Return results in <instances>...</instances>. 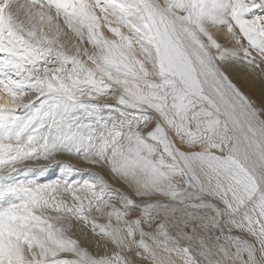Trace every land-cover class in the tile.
I'll list each match as a JSON object with an SVG mask.
<instances>
[{
  "label": "snow or ice",
  "instance_id": "1",
  "mask_svg": "<svg viewBox=\"0 0 264 264\" xmlns=\"http://www.w3.org/2000/svg\"><path fill=\"white\" fill-rule=\"evenodd\" d=\"M259 13L264 0H0V180L67 154L140 198L69 179L82 170L63 160L50 182L0 184V264H264V99L225 67L264 74ZM61 19L94 50L64 51ZM70 218L111 251L67 235Z\"/></svg>",
  "mask_w": 264,
  "mask_h": 264
},
{
  "label": "rangeland",
  "instance_id": "2",
  "mask_svg": "<svg viewBox=\"0 0 264 264\" xmlns=\"http://www.w3.org/2000/svg\"><path fill=\"white\" fill-rule=\"evenodd\" d=\"M16 2L19 3H24L25 0H16ZM99 15V12H98ZM21 19H23V17H21ZM54 23H57V21H54ZM58 23L60 24V28H61V33L60 36L58 37V41L59 44L61 46H63V50L64 51H71V52H75V49L77 46L83 48H86L87 46L85 45V40H87L86 36L84 38V42L81 43V39L80 37H78L71 29H69L67 27V25H65L62 21V19L60 21H58ZM102 23V27H101V32L103 33V35H105L107 38L109 39H114L115 37L113 36V34L108 30V28L106 26L103 25V20L101 21ZM86 32V29L84 30ZM122 31H126L124 29H122ZM86 46V47H85ZM89 51H93V47L91 45V48L87 47ZM81 59H86V57H84L83 55H81ZM41 99H43L41 97ZM101 102H108V103H112L115 104L116 103V98L114 96H108V97H101L99 98ZM37 104H39V101L36 102ZM24 111L26 110H18V115H23ZM153 126H151L149 128V130L152 128ZM173 138L174 134H173ZM176 144L178 145V147H180V142L178 140H176ZM66 157L72 159H80L77 158L75 156H69L67 154H57L55 161H60L63 160L65 163L67 164H72V162L67 159ZM82 160V164L75 166V168L77 169H81L82 171L80 172H76V173H72L69 176V179H75V180H84V179H91V174L96 173L99 174L100 176H103L104 179L107 181L109 187L114 190V191H119V189L117 188L116 185V180L111 176V171L108 168L107 165H94V164H89L86 161ZM39 161H45V160H25L23 163L21 164H17L16 165V169L17 171L12 172L11 175L8 177V179L6 180H0V184H16L19 182H27L29 180H35L37 183H47L50 182L53 179H56L59 177V168L56 167V162L52 161V160H48L46 161L47 164H30V162H39ZM43 165H48L50 171L44 172V173H40L39 171H29V172H24L23 169L25 168H30V169H34L37 170L39 169L41 166ZM51 169H55V174L52 173ZM37 174L39 175V177H37ZM67 202L69 204L72 203L71 198L69 197ZM113 204H115L117 207L120 206V201L119 200H113L111 201ZM49 215H56V213H48ZM91 214L95 215L96 218V222L99 223L102 220V214L101 213H97L95 210H93V212ZM89 214V215H91ZM137 215H139V213H132L131 216L129 218H135ZM104 220L103 223H108L107 217L103 216ZM75 218H70L69 220L65 221L64 226L67 228V232L66 234L69 235L72 239H74V220ZM113 224H115V220L113 219L112 221ZM80 243V242H79ZM62 256H68L71 257V255L69 254H63ZM134 256V254H133ZM148 264L147 261H140L137 260V264Z\"/></svg>",
  "mask_w": 264,
  "mask_h": 264
},
{
  "label": "bare ground",
  "instance_id": "3",
  "mask_svg": "<svg viewBox=\"0 0 264 264\" xmlns=\"http://www.w3.org/2000/svg\"><path fill=\"white\" fill-rule=\"evenodd\" d=\"M259 14L264 15V13H259ZM217 38L225 47H234L233 44L229 43V37L226 34V30H224L223 34H217ZM85 45L91 48V45L87 43V40H85ZM225 67L227 68L228 75L232 79L233 83H235L236 86L242 92L245 93V95L249 96L250 98L255 100L258 104H260L261 100L264 99V74H261L259 70H256V72L248 71L246 68H243L240 65H232V66L225 65ZM38 101L39 100H36V102ZM151 126H154V122L153 124H149L148 128L143 129V131L147 132ZM66 158L72 162L71 165L73 167L82 164V160L80 159H74V158L70 159L68 157ZM40 163L47 164L46 161L30 162V164H40ZM111 176L116 180V185L117 188L119 189L118 192L128 195H133L131 190L124 183L123 180H121L118 176H115L112 173ZM37 177H39L38 174ZM133 198L137 200V203H140V198H136L134 195ZM89 216L90 219L92 217H95L94 214H91ZM103 220L104 217L102 216V220L99 222V224H105L103 223ZM73 222H74L73 228L75 232L74 239L80 242L81 246L88 247L89 251L93 252L94 254L96 253L103 254L105 250L109 252L111 251V247L106 245L105 240L102 239L97 234L93 233L92 225L90 222L85 223L77 218H75ZM85 236L87 237V240L84 239ZM63 254L69 255L70 253H62L61 255Z\"/></svg>",
  "mask_w": 264,
  "mask_h": 264
}]
</instances>
